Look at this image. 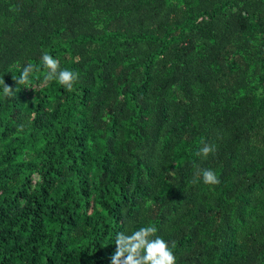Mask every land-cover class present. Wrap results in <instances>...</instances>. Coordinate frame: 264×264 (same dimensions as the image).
I'll return each mask as SVG.
<instances>
[{
  "label": "trees",
  "instance_id": "obj_1",
  "mask_svg": "<svg viewBox=\"0 0 264 264\" xmlns=\"http://www.w3.org/2000/svg\"><path fill=\"white\" fill-rule=\"evenodd\" d=\"M27 63L0 88V264H110L149 225L177 264H264V0H0V79Z\"/></svg>",
  "mask_w": 264,
  "mask_h": 264
},
{
  "label": "clouds",
  "instance_id": "obj_2",
  "mask_svg": "<svg viewBox=\"0 0 264 264\" xmlns=\"http://www.w3.org/2000/svg\"><path fill=\"white\" fill-rule=\"evenodd\" d=\"M40 65L46 69L43 75V82H56L66 91L71 92L74 85L79 80V74L67 68H61L60 61L49 53H42ZM40 71V67L35 64L27 63L22 67L18 77L12 76L16 83L13 88L4 79H0V88L4 98L16 96L21 86L27 87L34 72ZM215 144L204 143L198 155L207 158L216 152ZM197 178L202 179L205 184L216 185L219 179L216 173L209 168H200L193 174V183ZM157 228L149 225L140 227L138 230L126 234L121 231L115 237V251L110 258V264H177V258L173 253L175 242L165 241L156 235Z\"/></svg>",
  "mask_w": 264,
  "mask_h": 264
}]
</instances>
